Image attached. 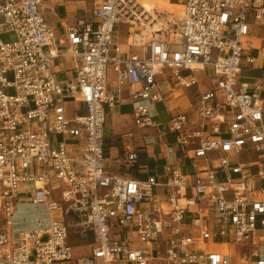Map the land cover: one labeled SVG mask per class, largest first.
I'll return each mask as SVG.
<instances>
[{
	"label": "built area",
	"instance_id": "built-area-1",
	"mask_svg": "<svg viewBox=\"0 0 264 264\" xmlns=\"http://www.w3.org/2000/svg\"><path fill=\"white\" fill-rule=\"evenodd\" d=\"M58 1L0 0V35L14 36L0 38V264H264V93L240 76L264 0H181L174 18L139 0H81L91 17L62 33L43 15ZM161 80L198 90L156 122ZM123 88L133 123L173 139L143 180L104 165ZM24 206L35 211L17 226Z\"/></svg>",
	"mask_w": 264,
	"mask_h": 264
},
{
	"label": "crops",
	"instance_id": "crops-1",
	"mask_svg": "<svg viewBox=\"0 0 264 264\" xmlns=\"http://www.w3.org/2000/svg\"><path fill=\"white\" fill-rule=\"evenodd\" d=\"M87 3L81 0L58 1L48 8L43 9V15L57 29L58 33H62L66 28V24L72 21L75 15L87 18L91 17V8L89 11ZM258 35H261L259 31L256 37H259ZM261 50H258V48L252 50L254 61L242 67L240 76L248 81L254 78L260 79L262 83V94L264 93V51L261 52ZM115 85V77L110 73L107 85L109 94H117ZM192 88L188 89L192 90ZM160 89L165 95V101L163 103H157L155 106V115L153 118L156 122H164L167 120L169 108L182 109V104L186 102L184 94H188V89L171 91L166 81L162 80L160 82ZM119 95V102L106 112V116L108 115L107 125H109V132H104V165L113 173L143 180L148 175L160 170L157 166L162 162V155L160 153L164 150V141L166 139L169 141L171 136H158L156 130L152 127L136 126L132 121V104L129 94L123 88L120 90ZM146 136L153 138V140L146 139ZM160 139H162L160 151L158 154H155L154 148L150 145L155 144ZM132 150L136 151L137 158L130 161L127 155ZM77 247L80 246H75V248ZM83 247L87 250L86 246Z\"/></svg>",
	"mask_w": 264,
	"mask_h": 264
},
{
	"label": "rangeland",
	"instance_id": "rangeland-1",
	"mask_svg": "<svg viewBox=\"0 0 264 264\" xmlns=\"http://www.w3.org/2000/svg\"><path fill=\"white\" fill-rule=\"evenodd\" d=\"M169 1L170 2H175V3H181V0H169ZM165 6L168 7V8H170V9H175V10H178L181 7V6H178V7L177 6H171L170 4H165ZM87 8L90 11V8H91L90 2L87 3ZM126 31H127V29H126V25L125 24H122V23L116 24L115 25L116 35H114L115 36V40H117L120 43L124 44L125 36H126ZM258 31H259V34H262V33H264V28H260ZM258 36L260 37L261 35H258ZM13 37L14 36H13L12 33H3V34L0 35V38L2 40H4V41L11 40V39H13ZM252 44L256 48H258V50H261L262 48H264V42H261L259 38L258 39L252 38ZM123 46H125V45H123ZM261 52H262V50H261ZM57 76L58 77H61L62 75L58 74ZM196 76L198 78H200V80L202 82H205L206 81L204 72H197L196 73ZM196 90H197L196 87H193L192 90H190V89L187 90L188 91L187 92L188 94H186V95L184 94V96L186 97L185 98L186 102L182 104V108H185V107L189 106V102L194 101V97H195L194 94L196 93ZM178 92H175V93H178ZM107 122H108V115L106 116V120L104 121V132H106V133L109 132L108 131L109 130V125H107ZM159 141H160V143H159ZM159 141L157 140L155 142V144H151L150 145L151 147L154 148L155 154H158L159 151H160V144L162 143V139H160ZM169 141L171 143L173 142L172 137L169 139ZM34 211H35V209H33L32 206H24L23 208L19 209L18 210V213L19 214L20 213H22V214L25 213V214H27V216L26 217L19 218V219H16L14 221V224L17 225V226H25V225L29 224L30 221H31V218H29V214H33ZM262 237H264V236H262ZM73 239H75V238H74L73 234H71V236H70V242L74 244L75 242L73 241ZM210 249H216V248L214 247V248H210ZM85 250H86L85 247H83V248L82 247L75 248V246L73 247L74 255H76L78 253H82Z\"/></svg>",
	"mask_w": 264,
	"mask_h": 264
},
{
	"label": "bare ground",
	"instance_id": "bare-ground-1",
	"mask_svg": "<svg viewBox=\"0 0 264 264\" xmlns=\"http://www.w3.org/2000/svg\"><path fill=\"white\" fill-rule=\"evenodd\" d=\"M139 3L143 9V13L152 14L153 17H155L154 15L155 10L166 13L169 18L180 17L181 15V9H182L181 3L170 2L169 0H139ZM165 4H170L171 6H177V7L181 6V7L180 9L175 10L166 7ZM158 27H159V23L157 22H154L153 25L151 26V28L155 30L158 29ZM174 40L176 41L177 38H174Z\"/></svg>",
	"mask_w": 264,
	"mask_h": 264
}]
</instances>
